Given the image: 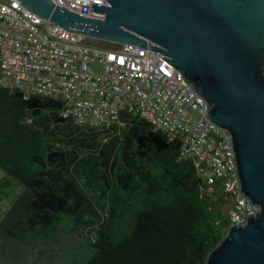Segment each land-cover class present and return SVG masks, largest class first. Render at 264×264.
<instances>
[{"label": "trees", "instance_id": "trees-1", "mask_svg": "<svg viewBox=\"0 0 264 264\" xmlns=\"http://www.w3.org/2000/svg\"><path fill=\"white\" fill-rule=\"evenodd\" d=\"M63 107L0 87L2 192H18L0 221V264H206L231 226L225 193L214 200L141 116L92 129Z\"/></svg>", "mask_w": 264, "mask_h": 264}, {"label": "built area", "instance_id": "built-area-1", "mask_svg": "<svg viewBox=\"0 0 264 264\" xmlns=\"http://www.w3.org/2000/svg\"><path fill=\"white\" fill-rule=\"evenodd\" d=\"M89 17L105 0H51ZM124 44L97 48L30 11L19 0L0 1V87L63 102L62 116L75 125L105 130L120 117L139 115L190 160L209 192L222 182L231 203V225L242 226L258 208L243 194L231 135L207 116V103L166 55ZM170 60V59H168ZM94 65L101 67L95 72Z\"/></svg>", "mask_w": 264, "mask_h": 264}, {"label": "water", "instance_id": "water-1", "mask_svg": "<svg viewBox=\"0 0 264 264\" xmlns=\"http://www.w3.org/2000/svg\"><path fill=\"white\" fill-rule=\"evenodd\" d=\"M19 1L67 31L144 49L151 42L169 57L205 99L208 118L231 135L242 192L258 208L230 226L206 264H264V0H105L91 8L102 18Z\"/></svg>", "mask_w": 264, "mask_h": 264}, {"label": "rangeland", "instance_id": "rangeland-1", "mask_svg": "<svg viewBox=\"0 0 264 264\" xmlns=\"http://www.w3.org/2000/svg\"><path fill=\"white\" fill-rule=\"evenodd\" d=\"M0 1H6V0H0ZM86 42L92 46H95L97 48H108V49H118L121 47L120 44H116L113 42H109V41H105V40H101V39H96L93 37H86ZM95 72H101L102 68L94 65L92 68ZM101 144H103V146H106L107 144H109V139H103L101 141ZM4 174L0 171V195L3 196V200H1L0 202V221L2 219V217L4 216V213L6 212V209H8L11 204L15 201V197L18 194L15 193H10V194H5L2 192V190L4 189L5 185H3L2 183H7V181H2ZM205 183V182H204ZM7 188V187H5ZM224 188L222 186V182H218L216 185L214 184V193L212 194V197L214 200H217L219 198H225L224 197ZM233 199H231V203H232ZM231 203H226V205L224 206V212L227 214H230L231 210H232V205Z\"/></svg>", "mask_w": 264, "mask_h": 264}]
</instances>
